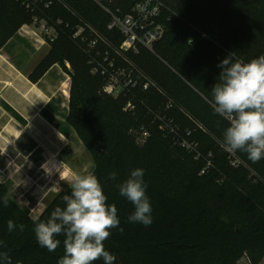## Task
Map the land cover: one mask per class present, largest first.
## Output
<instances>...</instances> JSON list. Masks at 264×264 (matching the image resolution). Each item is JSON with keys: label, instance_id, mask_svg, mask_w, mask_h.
Masks as SVG:
<instances>
[{"label": "trees", "instance_id": "obj_1", "mask_svg": "<svg viewBox=\"0 0 264 264\" xmlns=\"http://www.w3.org/2000/svg\"><path fill=\"white\" fill-rule=\"evenodd\" d=\"M137 1L105 0V4L127 13ZM161 1L166 33L155 43L154 52L143 49L134 57L157 87L136 93V113L124 110L129 96L114 98L103 92V79L91 72L88 56L74 38L77 27L85 24L110 40L117 38V32L107 28L111 17L94 0H39L30 9L24 0H0V49L34 17L56 27L58 36L49 41L51 50L30 79L38 81L55 63L71 76L68 121L92 154V173L107 202L117 207L123 229H112L104 242L116 257L114 264H239L245 255L250 264H260L264 259V159L252 162L239 151L237 158L225 149L228 121L214 114L210 101L221 72L217 65L230 52L245 63L264 55V25L257 35L247 28L248 19L264 16V0ZM169 100L173 101L169 115L191 132L192 151L175 145L151 123L149 108L158 111ZM142 125L150 131L143 143L137 134ZM136 168L144 169L152 206L150 226L129 222L134 205L117 187ZM113 172L115 180L109 179ZM70 192L71 188L57 191L35 218L14 197L11 182L0 180V252L8 254L11 264H57L64 254L63 237L50 252L39 246L34 227L57 206L64 207L62 197ZM9 220L17 226L11 232Z\"/></svg>", "mask_w": 264, "mask_h": 264}, {"label": "crops", "instance_id": "obj_2", "mask_svg": "<svg viewBox=\"0 0 264 264\" xmlns=\"http://www.w3.org/2000/svg\"><path fill=\"white\" fill-rule=\"evenodd\" d=\"M50 50V42L26 24L0 49V180L13 181L33 202L70 188L71 173L95 168L68 121L70 74L55 63L38 81L30 79ZM44 172L54 173L55 181H47Z\"/></svg>", "mask_w": 264, "mask_h": 264}, {"label": "clouds", "instance_id": "obj_3", "mask_svg": "<svg viewBox=\"0 0 264 264\" xmlns=\"http://www.w3.org/2000/svg\"><path fill=\"white\" fill-rule=\"evenodd\" d=\"M219 82L211 92L214 114L228 121L223 133V146L235 153H246L249 160L264 159V55L245 63L230 52L218 65ZM116 173L109 179L115 180ZM144 169L136 168L129 178L117 185L119 194L134 205L129 222L150 226L152 206L146 195ZM70 194L62 197L64 207L57 206L46 221L35 223L34 234L39 246L55 251L63 237L64 254L57 264H93L102 259L114 264L115 255L105 249L104 242L112 229L120 228L115 204H109L103 187L93 173H71L67 178ZM7 198L4 205L7 206ZM8 221L9 232L16 229ZM23 230V225L19 226ZM3 246V241H0ZM0 264H11L6 252H0Z\"/></svg>", "mask_w": 264, "mask_h": 264}, {"label": "built area", "instance_id": "obj_4", "mask_svg": "<svg viewBox=\"0 0 264 264\" xmlns=\"http://www.w3.org/2000/svg\"><path fill=\"white\" fill-rule=\"evenodd\" d=\"M38 1L24 0V5L30 9ZM94 1L111 17L107 28L117 32V38L110 40L88 24L78 26L74 38L87 54L91 72L103 79V92L114 98L129 96L124 110L136 113V93L157 85L139 67L134 57L143 49L154 52L155 43L164 37L166 33L164 4L161 0H139L127 13H120L119 10L108 7L105 0ZM50 4L51 1L44 5L49 7ZM57 22L61 23V20ZM26 25L36 28L38 34L48 41L58 36L56 27L45 18L34 17L33 21ZM141 104H144V101ZM172 105L173 101L169 100L158 111L149 108L151 123L157 124L158 129L170 137L175 145L192 151L194 143L190 140L191 132L188 129L183 130L168 113ZM137 134L138 140L143 143L150 136V131L147 126L142 125ZM233 162L236 164L237 160ZM42 175L47 181H51L54 173L44 172Z\"/></svg>", "mask_w": 264, "mask_h": 264}, {"label": "rangeland", "instance_id": "obj_5", "mask_svg": "<svg viewBox=\"0 0 264 264\" xmlns=\"http://www.w3.org/2000/svg\"><path fill=\"white\" fill-rule=\"evenodd\" d=\"M247 21H248L247 28L249 29V32L250 33L252 32L254 35H257L258 33H260V30H259L260 25H264V16H261V17L255 16L254 18H250ZM67 63L69 64L67 66L68 70L70 72H72L73 71V67H72L71 63L70 62H67ZM71 82H72V80H70V88H71V84H72ZM195 125H196V122H195ZM229 152H230L231 155H233V157H237L238 158V154L236 152L233 153L230 150H229ZM239 154L241 155V157L247 156L246 153H244L242 151H239ZM51 181H55L54 176H53ZM10 182H11V190H12V193H13L14 197L19 201V203L22 206H24V207L29 209V211H30V213H31V215L33 217L38 216V212L40 211L39 209H42V206L46 207L47 203L49 202L51 197L54 195V194H52L51 196H49L47 198H41L39 200H36V202H33L31 200H26L25 198H23L22 193H20V194L18 193L19 189L15 187L16 184L13 183V181H10ZM43 189L44 190L46 189L45 186H44ZM50 189L51 188L49 187L48 190H50ZM239 264H250L249 258L245 255L243 258L240 259ZM262 264H264V259H263V263Z\"/></svg>", "mask_w": 264, "mask_h": 264}]
</instances>
